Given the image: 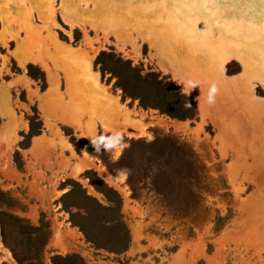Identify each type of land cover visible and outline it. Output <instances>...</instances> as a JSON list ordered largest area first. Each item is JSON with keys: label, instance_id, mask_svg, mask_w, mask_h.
<instances>
[{"label": "rangeland", "instance_id": "1", "mask_svg": "<svg viewBox=\"0 0 264 264\" xmlns=\"http://www.w3.org/2000/svg\"><path fill=\"white\" fill-rule=\"evenodd\" d=\"M178 1L0 0V264H264V110L251 113L264 83L237 94L216 73L259 64L264 0ZM205 18L239 50L192 34L167 51L150 32L173 19L198 33ZM114 132L124 143L96 153L89 138Z\"/></svg>", "mask_w": 264, "mask_h": 264}, {"label": "crops", "instance_id": "2", "mask_svg": "<svg viewBox=\"0 0 264 264\" xmlns=\"http://www.w3.org/2000/svg\"><path fill=\"white\" fill-rule=\"evenodd\" d=\"M178 6H181V8H186L188 7L190 9L191 5L189 3V1L187 0H179L178 1ZM182 6H185V7H182ZM202 21H206V20H198L196 21L195 25H199V26H202ZM160 23V22H159ZM208 24L209 27H213L214 26L212 24H209L207 21L205 22ZM158 24V23H157ZM156 24H152L151 27H150V32L153 33V34H157V36L160 38L161 37V42L160 44H158L161 49H164V50H167V51H185V50H188L189 47H192L191 46V43L189 44L190 42V39H196V37L200 36V34H202L203 37H205V34L210 31V28H208V30H205V33L203 32H199V33H195V32H192L189 30V34L188 35H184L185 34V31H183V29L179 26L178 22L176 21H173V19L169 20V22H162L161 25H157L155 27ZM221 25V24H220ZM205 29H206V26H205ZM223 29V27L218 30V32H216L215 30H213L214 34L216 36H219L221 39L223 37H225V32L224 29H223V32H221ZM224 33V34H223ZM192 34H196L194 37L192 36ZM181 35H184L185 37L187 36V38H182ZM158 40V38H155ZM225 44H232L234 45L235 47H237V44L236 42L232 41V40H225ZM216 43V44H215ZM223 43V42H222ZM234 43V44H233ZM221 43L216 41V38L215 36L212 34L211 37H210V41L208 43V45L206 46H216V45H220ZM192 45L193 42H192ZM196 46V45H195ZM239 49V48H238ZM252 51V50H251ZM241 52V51H240ZM258 51L255 50V54L257 55ZM185 53H188V52H185ZM184 53V54H185ZM238 54V53H237ZM238 55H240L241 57H246L245 55H248V53L246 52H241L239 53ZM258 57H256L255 61H257V63H259L257 65L256 68L254 69H247L245 66L243 67V71L240 72L239 74L237 75H227L225 73H223V70H218L216 73L219 74V76H221L222 78V82H235V79L237 80L235 86L237 85V87L233 86V89H234V92H236L237 94H239L238 92L242 93V89L243 86H246V79L248 77H251V76H255L259 79L260 82H263L264 83V55L263 54H260L257 55ZM248 67V66H247ZM234 92H233V95H234ZM244 92V91H243ZM249 93H253V87H251V90ZM259 103H263L261 101H258ZM264 104V103H263ZM263 108H261L260 104H255L254 106V110L252 109L251 110V113L252 114H255V116H258V115H261V113L263 112Z\"/></svg>", "mask_w": 264, "mask_h": 264}, {"label": "trees", "instance_id": "3", "mask_svg": "<svg viewBox=\"0 0 264 264\" xmlns=\"http://www.w3.org/2000/svg\"><path fill=\"white\" fill-rule=\"evenodd\" d=\"M111 56V53L107 52V51H100L96 57H95V62H101L103 61L104 58H108ZM117 60H119L120 62H124L125 60L121 59L120 57H117ZM127 70V73H129L128 71H133L130 64H129V67L126 68ZM178 89V88H177ZM178 94L181 96V97H186L187 96L185 95V93L181 92L179 89H178ZM196 116V107L194 104H191V111L188 113V115H185V117H189V118H194ZM83 174L89 178L90 180V183L93 185V187L101 192L105 198L112 204V205H116L118 206L119 203H120V196L119 194L116 192V190L111 187L110 185H108L103 179H101L100 177H98L94 171L90 170V169H86ZM75 184L78 185V183H76V181H73ZM80 186V185H79ZM81 188V191H82V187ZM76 189H74L73 187L72 188H69L67 191H65L63 193V198L66 199L67 197L69 196H72L74 194H77L75 193ZM81 196L87 200H94V197L91 196L90 194H88L86 191H82V194ZM102 207V205H99ZM110 207V206H109ZM113 207V206H112ZM112 209V208H111ZM76 217V214L74 212H69V220L71 221V223L73 225H76L81 231L82 233L85 235V237L91 241V237L89 236V229L85 226L84 223H81L79 221H77L75 219ZM3 217L0 216V224L3 226V223H4V220L2 219ZM12 219V218H11ZM13 221H15V224H18L16 222V220L12 219ZM19 226L21 224H18Z\"/></svg>", "mask_w": 264, "mask_h": 264}, {"label": "clouds", "instance_id": "4", "mask_svg": "<svg viewBox=\"0 0 264 264\" xmlns=\"http://www.w3.org/2000/svg\"><path fill=\"white\" fill-rule=\"evenodd\" d=\"M189 86L196 87L197 85L195 83L190 82ZM254 88L255 85H253V90ZM217 92H218L217 85L215 83H212L208 89V94H207V103L209 105L215 104ZM186 106L191 107L190 104ZM89 141L96 153L109 152L114 149H118L124 143V136L120 132H114L112 134L100 133L93 137H90Z\"/></svg>", "mask_w": 264, "mask_h": 264}, {"label": "bare ground", "instance_id": "5", "mask_svg": "<svg viewBox=\"0 0 264 264\" xmlns=\"http://www.w3.org/2000/svg\"><path fill=\"white\" fill-rule=\"evenodd\" d=\"M95 14V13H94ZM178 15V14H177ZM207 17V16H206ZM208 18V17H207ZM209 19V18H208ZM211 19V18H210ZM197 20H199V19H197ZM204 20H206V18L204 19ZM201 21V20H200ZM206 21H202V26H199V25H201V24H199V25H195L194 24V26H195V28H196V30L198 31V33L199 32H203V33H205V30H208V28H210V31L208 32V34L206 33L205 34V37H203L202 36V34H200V36L201 37H203V39H204V44L202 45L203 46V48L204 49H208V50H211V51H215V50H226V51H231V52H233V51H235V50H239L238 49V47H235L234 45L232 46H228L227 48H225V49H223L222 48V42L224 41V39H225V37H223L222 39L219 37V36H216L215 34H214V32H213V30H215L216 31V28L214 27H209L208 26V24L207 23H205ZM219 25V24H218ZM205 26H206V29H205ZM217 26V25H216ZM223 26V25H222ZM219 27V26H218ZM235 28V27H234ZM259 28V27H258ZM220 29V28H219ZM218 29V30H219ZM233 29V28H232ZM261 29V28H260ZM218 30L216 31V32H218ZM222 31L221 32H223V29H221ZM249 30H251V28L249 29ZM225 31V30H224ZM214 35L215 36V38H216V41H218V42H220L221 44L220 45H216V46H206V45H208V43H209V41H210V37H211V35ZM224 34V33H223ZM225 34H226V32H225ZM216 44V43H215ZM234 44V43H233ZM202 46H201V48H202ZM242 52V51H241ZM241 52H239V53H241ZM255 52V51H254ZM257 55H259V52L257 53ZM246 56V55H245ZM258 57V56H257ZM259 58V57H258ZM201 98V97H200ZM199 98V99H200ZM204 102V100L202 101V103ZM200 103V104H199ZM198 105H200V108H201V102H198ZM204 105V104H203ZM203 107V106H202ZM204 108V107H203ZM204 111V110H203ZM211 112V111H210ZM213 112V111H212ZM209 113V112H208ZM210 115V114H209ZM216 116V115H215ZM223 129V128H222ZM222 132V131H221ZM226 132V131H225ZM223 135V134H222ZM231 135V134H230ZM222 137V136H221ZM220 137V138H221ZM224 139V138H223ZM228 139H230V138H228ZM224 144V143H223ZM240 152V151H239ZM242 154V153H241ZM230 170H232V169H230ZM253 171V170H252ZM229 172V171H228Z\"/></svg>", "mask_w": 264, "mask_h": 264}]
</instances>
